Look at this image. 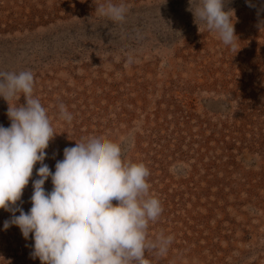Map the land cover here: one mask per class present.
<instances>
[{"label": "rangeland", "instance_id": "1", "mask_svg": "<svg viewBox=\"0 0 264 264\" xmlns=\"http://www.w3.org/2000/svg\"><path fill=\"white\" fill-rule=\"evenodd\" d=\"M109 2L126 6L124 21L97 13ZM249 2L226 0L232 50L198 29L189 0H0V71L33 73L57 134L44 163L54 172L64 148L103 135L149 168L163 212L148 238L174 237L149 264H264V0ZM7 108L0 98L4 127ZM32 192L30 180L25 212ZM10 216L0 209V264H41L31 234L4 230Z\"/></svg>", "mask_w": 264, "mask_h": 264}, {"label": "clouds", "instance_id": "2", "mask_svg": "<svg viewBox=\"0 0 264 264\" xmlns=\"http://www.w3.org/2000/svg\"><path fill=\"white\" fill-rule=\"evenodd\" d=\"M187 10L198 29L203 24L224 45L236 49L234 10H226V0H189ZM96 11L122 22L127 9L109 2ZM34 83L30 70L0 71V98L8 105L10 121L8 127L0 125V209L11 213L4 230L15 225L25 240L31 234L30 257L41 264H149L147 251L166 255L172 235L148 238L150 222L163 212L160 200L150 192V170L142 162L126 160L122 142L92 135L64 148L54 172L44 163L45 150L57 134L46 109L33 96ZM21 96L25 103H11ZM59 116L67 123L73 119L62 103ZM37 164V178L32 179ZM49 178L51 191L44 187ZM30 180L31 208L25 212L18 202Z\"/></svg>", "mask_w": 264, "mask_h": 264}]
</instances>
